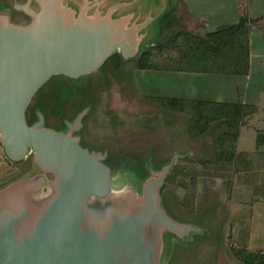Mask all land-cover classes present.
<instances>
[{"label":"rangeland","instance_id":"1","mask_svg":"<svg viewBox=\"0 0 264 264\" xmlns=\"http://www.w3.org/2000/svg\"><path fill=\"white\" fill-rule=\"evenodd\" d=\"M164 1L56 2L59 14L68 16V29L76 28V15L70 8L72 3L87 7L84 19L94 27H101L110 19L123 30L142 29L116 38L126 47V60L120 68H114L110 62L108 69L101 67L76 78L77 84L70 86L75 94L63 116L49 115L44 125L62 129L63 119L72 124L81 113L85 114L83 127L76 131V136L84 148L98 150L109 157L105 162L112 173L109 195L129 194L121 212L137 209L133 203L143 198L145 169L151 173L148 179L156 171L155 166L167 169L161 206L168 217L186 225V229L180 233L156 227L147 229L146 248L151 251L154 264H264V158L252 151L264 145L257 140L259 131L264 132V110L253 116L252 123L243 129L240 148L236 143V156L243 149L251 151L250 160L244 159L239 166L241 157H235L232 165L216 161V134L210 131L205 136H193L197 129L189 130V121L190 124L194 122L191 112L164 107L157 98L164 95L160 91H150L149 72L139 65L143 52H152L154 46L147 44L137 54L148 40L146 34L150 24L144 26L150 18L147 19L148 14L154 16L162 12ZM239 4L242 6V1ZM165 5L171 8L169 3ZM40 9L39 0H0V19L4 16L11 24L27 25L32 21L30 14ZM178 11L180 22L193 30L195 18L187 0L179 3ZM6 18L1 22L7 21ZM163 51L162 57L173 53L167 48ZM58 76L46 82L43 92L56 89ZM34 158L32 151L21 161H11L0 134V188H7L12 182L25 183L24 186L29 187L22 197L32 206L31 221L56 193L51 177L37 176ZM122 160L131 165L136 174L122 164ZM30 177L36 178L34 184L27 180ZM111 224L108 222L106 229ZM85 227L92 229L89 224Z\"/></svg>","mask_w":264,"mask_h":264},{"label":"water","instance_id":"2","mask_svg":"<svg viewBox=\"0 0 264 264\" xmlns=\"http://www.w3.org/2000/svg\"><path fill=\"white\" fill-rule=\"evenodd\" d=\"M39 1L41 9L27 25L0 19V134L11 161L35 152L36 161L54 174L56 193L31 221L32 206L22 197L25 183L0 191V264H154L147 229H186L161 206L167 169L145 182L142 200L133 203L137 209L110 210L112 224L104 234L87 230L90 202L109 195L112 173L105 156L84 148L74 135L85 114L66 133L46 127L44 117L32 126L26 118L32 98L52 76L76 79L97 71L115 51L126 54L116 38L141 27L130 32L110 19L94 27L84 19V5L76 28L68 29V16L55 8L58 0Z\"/></svg>","mask_w":264,"mask_h":264},{"label":"trees","instance_id":"3","mask_svg":"<svg viewBox=\"0 0 264 264\" xmlns=\"http://www.w3.org/2000/svg\"><path fill=\"white\" fill-rule=\"evenodd\" d=\"M156 1L159 2V0ZM165 1L163 5L164 9H162L161 14H158L160 20L157 21L154 19L155 21L150 25L151 27H149V30H147L146 35L148 40L144 44H151L154 47L152 52L145 51L139 58V65L141 68L165 65L168 69L172 70H199L201 72L235 74L248 73L250 65V49L247 35L243 29V24L247 18L241 17L238 23L223 26L214 31L200 32L197 30L200 25L196 26V30H191L180 22L178 6L182 0ZM152 3H149V5H152ZM166 3L170 4V9L166 7ZM82 6L83 5L77 3H72L70 6L71 12L77 16ZM260 20L264 21V18L251 19L250 22L255 24ZM144 46L141 45V48ZM141 48L137 54L143 50V48ZM165 48L173 52L171 55L172 57H162ZM126 56V54H123L120 51H115L109 56L102 68L108 69L110 62L114 68H120L122 61L126 60ZM57 76L60 80L56 81V89L53 88L47 93L43 92L42 89L44 88L45 83L32 98L26 109V118L29 125L32 126L39 122L41 117H44L46 122L49 115L63 116V113L65 112L64 110L70 102L72 94H75L70 90V86L75 83L77 84L78 79L70 78L64 74H57ZM51 78V80L54 79L53 76ZM157 98L162 102L164 107L182 113L191 112V120L194 122H191L190 124L189 121V130L193 131V128L197 129L194 130V137L198 135H208L210 134L208 133L210 131L216 134V150L214 152L218 163L225 161V163H227L226 165H232L235 157H241L242 159V161L240 160L241 162L239 163V166L244 163L245 158L243 155L239 154V156H236L238 131L245 119L257 111L255 106H246L242 104L232 105L204 100H182L166 96H158ZM86 108L87 107L82 111ZM83 119L84 117L82 118V122ZM74 122L72 124H74ZM63 123L64 127L58 129V131L60 130L61 132L66 133L72 124L65 122L64 119ZM74 135L76 136V132ZM262 136L263 134L260 133L259 141L264 139ZM108 160L109 157H105L104 162L107 163ZM120 162L128 169L132 168L131 165L130 168L127 162H124L123 160ZM35 163V167L38 168L37 176L45 178L51 177L53 184L55 179L54 174L47 171L41 163L36 161V159ZM145 167L149 168L148 165ZM162 168L163 167L161 166H155L154 169H156V171L153 176L158 177ZM131 171L135 173L133 169H131ZM145 171L146 174L145 176L143 175L142 178L143 183L148 180V176L151 174L147 169H145ZM27 180L34 184L36 178L30 177ZM12 184H14V182H12ZM9 186L10 185H8V187ZM164 186L165 185L160 189L161 205ZM1 189L4 190L5 188H0V191H2Z\"/></svg>","mask_w":264,"mask_h":264},{"label":"crops","instance_id":"4","mask_svg":"<svg viewBox=\"0 0 264 264\" xmlns=\"http://www.w3.org/2000/svg\"><path fill=\"white\" fill-rule=\"evenodd\" d=\"M241 1L242 6L239 4ZM187 5L195 18L193 30L200 25L197 28L200 32L214 31L220 27L238 23L241 17L247 18L243 29L250 49L249 71L247 74L201 72L172 70L162 65L144 69L149 72L148 76L145 75L149 78L147 79L148 88L150 91H160L164 96L176 99L255 106L257 111L245 119L238 131L237 145L239 147L243 129L252 123L253 116L264 110V21L260 20L255 24L250 22L251 19L264 18V0H187ZM147 19L144 26L152 25L155 20H160L158 13L154 16L152 13L150 16L148 14ZM260 133L264 138V132L259 131L258 141ZM259 142L263 143L264 139ZM258 146L252 151L258 152L257 154L264 158V145ZM241 151V155L250 160L249 152L251 151L248 152L246 149Z\"/></svg>","mask_w":264,"mask_h":264},{"label":"bare ground","instance_id":"5","mask_svg":"<svg viewBox=\"0 0 264 264\" xmlns=\"http://www.w3.org/2000/svg\"><path fill=\"white\" fill-rule=\"evenodd\" d=\"M128 196L129 194L125 193L118 195L110 194L106 197H93L94 202H92L88 208L89 220L87 224L92 226V228L103 232L106 229L108 222L111 221L109 211L123 210L126 206L125 199Z\"/></svg>","mask_w":264,"mask_h":264},{"label":"flooded vegetation","instance_id":"6","mask_svg":"<svg viewBox=\"0 0 264 264\" xmlns=\"http://www.w3.org/2000/svg\"><path fill=\"white\" fill-rule=\"evenodd\" d=\"M146 45H147V44H145V46H146ZM145 46H144V47H145ZM118 52H119V51H118ZM120 52H121V51H120ZM81 126H82V125H81ZM81 126H80V128H81ZM82 127H83V126H82ZM80 142H81V141H80ZM88 150H89L90 152H95V153H98V150H94V149H91V150H90V149H88Z\"/></svg>","mask_w":264,"mask_h":264}]
</instances>
